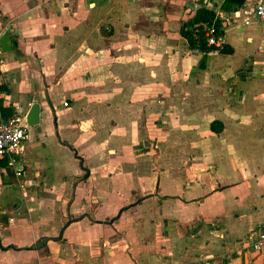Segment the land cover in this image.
Returning a JSON list of instances; mask_svg holds the SVG:
<instances>
[{
	"label": "crops",
	"instance_id": "0c3cea01",
	"mask_svg": "<svg viewBox=\"0 0 264 264\" xmlns=\"http://www.w3.org/2000/svg\"><path fill=\"white\" fill-rule=\"evenodd\" d=\"M222 3L0 0V100L41 106L22 174L0 167V264H264V71L246 76L243 25L231 56L181 35L244 7Z\"/></svg>",
	"mask_w": 264,
	"mask_h": 264
},
{
	"label": "built area",
	"instance_id": "2783aa9c",
	"mask_svg": "<svg viewBox=\"0 0 264 264\" xmlns=\"http://www.w3.org/2000/svg\"><path fill=\"white\" fill-rule=\"evenodd\" d=\"M240 12L243 14V26L251 27L254 23L264 24V0H246ZM216 14L217 18L222 20L219 33L215 26H210L205 31L207 45L214 48V53H218L224 46L225 26L231 23V19L226 13L218 12ZM1 35L2 33H0V38ZM65 106L67 107L68 103H65ZM16 109L17 113L7 119L0 116V159L7 160L15 168L17 176H20L23 170L17 169L16 165H18L19 156L23 151V144L28 138L27 114L29 110L23 112L18 106ZM253 238L252 247L254 250L264 251V225L259 228Z\"/></svg>",
	"mask_w": 264,
	"mask_h": 264
},
{
	"label": "trees",
	"instance_id": "16d2710c",
	"mask_svg": "<svg viewBox=\"0 0 264 264\" xmlns=\"http://www.w3.org/2000/svg\"><path fill=\"white\" fill-rule=\"evenodd\" d=\"M245 2L246 0H223L221 9L222 11L229 12L234 4L237 5V7H241ZM221 23L222 20L217 18L216 12L202 7L196 11L193 17L182 24L181 35L187 40L189 47L193 51L208 55L214 52V48L208 47L205 31L208 27L215 26L217 33H219V29L222 25ZM0 113L5 119L12 115L11 111L3 106L2 100H0ZM214 125L215 124H212V128ZM0 167L7 171L10 170L8 162L5 159H0Z\"/></svg>",
	"mask_w": 264,
	"mask_h": 264
},
{
	"label": "rangeland",
	"instance_id": "374dc122",
	"mask_svg": "<svg viewBox=\"0 0 264 264\" xmlns=\"http://www.w3.org/2000/svg\"><path fill=\"white\" fill-rule=\"evenodd\" d=\"M231 17L232 18H230V19H231L232 25H242L243 14L240 11L233 13V15ZM246 29H247V33L245 34V36H243L244 40H242V41L240 40L239 43L236 42L237 43L236 45L239 46L238 47V54H239L240 58L247 57V59H250V61H249L250 63H248L250 65H249L248 69L246 67L245 70H247L246 76L251 79V78H253V76H255V75L258 76L261 74V72L264 71V27L262 28L261 24H254L251 27H246ZM250 31H252V32H250ZM247 37H253L254 38L252 44L249 45L248 43H246ZM203 56H206V55H203ZM254 62H257V63H254ZM260 62H262V63H260ZM15 110L17 113V109H15ZM174 151H175L174 146H169V145L167 146V149L165 150L164 156H169L168 162L170 161V156L172 155V153ZM10 168H13V166H11ZM16 168L18 169L19 165H16ZM2 216H4V215H1L0 221L4 223L5 221L1 219ZM5 216H7V215H5ZM9 259H13V258L9 257Z\"/></svg>",
	"mask_w": 264,
	"mask_h": 264
},
{
	"label": "water",
	"instance_id": "95a60500",
	"mask_svg": "<svg viewBox=\"0 0 264 264\" xmlns=\"http://www.w3.org/2000/svg\"><path fill=\"white\" fill-rule=\"evenodd\" d=\"M0 46L3 53L11 52L13 49V38L11 34L6 31L0 38ZM235 51L229 44H224L221 50L216 53L225 56L234 55ZM41 106L39 103H34L27 114V124L29 127H35L40 124L41 118Z\"/></svg>",
	"mask_w": 264,
	"mask_h": 264
}]
</instances>
